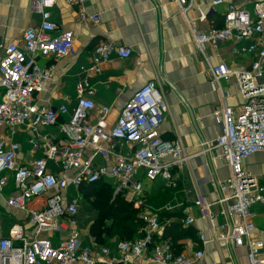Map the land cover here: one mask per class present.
I'll return each mask as SVG.
<instances>
[{"label": "built area", "instance_id": "1", "mask_svg": "<svg viewBox=\"0 0 264 264\" xmlns=\"http://www.w3.org/2000/svg\"><path fill=\"white\" fill-rule=\"evenodd\" d=\"M56 1L32 0L33 10L42 16L40 24L27 27L16 42L0 45L4 52L0 59V264H128L141 257L152 264H193L204 256L205 246L221 241L245 247L249 264H264V242L251 235L257 229L252 207L264 204V183L243 165L251 155L264 153V0L254 3L253 12L228 3L220 27L200 7L195 17L189 15L197 0H170L178 6L198 52L209 62L211 89L221 95V105L213 114L222 132L202 146L215 149V157L229 169L227 179H211L215 201L201 192L195 195L198 219L207 224L210 235L200 233V248L187 254L178 253L169 240L155 241L159 216L147 203V185L161 178L175 186L173 170L187 160L180 140L161 137L160 125L169 113L164 91L150 81L135 91L113 122L111 108L98 109L91 98L94 90L87 76L100 74L114 54L131 57L132 49L111 40L95 46L92 64L81 68L80 75L87 76L77 81V104L72 110L66 104H38L37 95L55 69L45 62L77 55L74 32L61 31L51 18ZM66 1L79 7V22L98 21L97 15L86 13L85 0ZM221 4L224 0H212V6ZM229 40L236 42L233 55L251 57L249 67L235 70L224 62L211 64L207 48ZM231 81L239 85L245 100L238 108L226 102L233 94L223 82ZM65 116L69 119L61 121ZM50 127H56L62 138L44 130ZM19 132L26 134L29 156L22 155V145L16 141ZM120 142L130 146L128 153L121 150ZM100 181L111 183L114 196L123 195L145 223L142 237L119 241L114 250L98 245L94 238L84 242L78 219L82 197L67 194L70 188ZM8 211L25 217L6 233L1 218ZM219 216L225 220L220 230ZM231 216L239 222L232 223ZM193 223L194 217L184 220L186 226Z\"/></svg>", "mask_w": 264, "mask_h": 264}, {"label": "crops", "instance_id": "2", "mask_svg": "<svg viewBox=\"0 0 264 264\" xmlns=\"http://www.w3.org/2000/svg\"><path fill=\"white\" fill-rule=\"evenodd\" d=\"M256 1L224 0V4L212 6V0H197L189 15L195 17L200 7L209 11L210 21L219 26L223 22L228 3L253 12ZM83 7L89 15H97L98 21L87 19L79 22V7L66 0H57L51 8V18L59 25V29L74 32L77 55L62 60L48 59L45 62L54 64L55 69L52 79L45 83L43 92L37 95L38 104L53 107L66 104L70 110L76 106L77 81L81 76H87L80 75L81 68L92 64L93 51L98 43L111 40L132 49L131 57L124 59L114 54L111 61L101 66L100 74L87 76L94 90L91 98L98 109L103 106L111 108L110 119L113 122L135 91L153 80L162 88L169 113L160 125L161 137L166 141L180 140L185 147L187 160L182 167L173 170L176 185L170 186L167 183L168 187L175 188L168 195L165 193L166 197L162 194L164 190L155 188L153 183L147 185V194L148 198L153 197V211L161 215L163 220L170 222L180 219L184 223L187 217L195 218V223L188 227L193 229L197 237L181 239L178 244L180 252L185 254L199 249V234L208 236L210 233L207 224L198 219L195 195L201 192L210 201H215L217 191L212 187L211 179L225 180L229 177V169L215 157V149L208 150L202 146L204 141H214L222 132V126L216 122L213 114L221 105V95L211 89L209 62L198 52L178 6L170 0H85ZM41 20V14L32 8V0H0V45L16 42L27 27L36 26ZM249 42L243 41L241 44ZM235 45L234 40H229L217 47H208L206 54L213 57L211 64L224 62L235 70L249 67L251 57L231 53ZM3 53L0 48V59ZM224 87L233 94L227 98V104L235 108L242 106L245 100L238 92L239 85L231 81ZM2 94L0 88V100ZM44 130L62 138L56 127ZM16 141L22 145V155L29 156L26 134L19 132ZM119 144L124 153L130 151V146L125 142ZM40 155L37 153L35 156ZM99 162L106 160L99 159ZM243 165L264 183V153L251 155L244 160ZM71 191L76 192L70 195ZM67 194L69 197H82L79 189L74 187ZM215 210L218 211L219 206H215ZM252 212L257 229L251 235L264 242V204H255ZM179 214L182 217L179 218ZM24 217V213L8 211L1 218L4 231L7 233L14 222H24ZM229 219L232 223L239 222L236 216ZM224 222L222 216L217 218L218 230ZM162 232L163 227L160 226L157 234L162 237ZM92 238L88 228H83L84 242L88 244ZM115 246L112 245L111 249L114 250ZM128 264L152 263L147 257H141ZM193 264H249L247 249L234 248L222 241L211 243L205 246L204 256Z\"/></svg>", "mask_w": 264, "mask_h": 264}, {"label": "trees", "instance_id": "3", "mask_svg": "<svg viewBox=\"0 0 264 264\" xmlns=\"http://www.w3.org/2000/svg\"><path fill=\"white\" fill-rule=\"evenodd\" d=\"M220 26H223V22L220 23L219 27ZM65 119L68 120L69 118L67 119V116L62 117L61 121ZM167 183V181L159 178L153 185H155V188L158 187L164 190L162 192L164 196L167 191L171 192L175 188L168 187ZM79 191L82 195V204L78 219L83 228H88L89 235L93 237L98 244L111 247L119 241H134L143 236L145 223L139 216V212L134 209L131 203L125 200L123 195L119 194L114 196V187L111 183L108 181H100L92 184H85L79 188ZM75 192L71 191V194H69L72 195ZM152 198L153 197L148 198L147 194V203L149 205L152 204ZM84 206L85 208L88 207L87 212L89 214H92V212L94 213L88 215V217L81 215L82 207ZM178 216L180 218L182 214ZM159 221L160 226L163 227V232L162 237L158 234L155 235V241L160 242L169 240L173 243L178 253H181V247L178 244L179 240L197 237L193 229L185 226L180 219L167 222L159 215Z\"/></svg>", "mask_w": 264, "mask_h": 264}, {"label": "rangeland", "instance_id": "4", "mask_svg": "<svg viewBox=\"0 0 264 264\" xmlns=\"http://www.w3.org/2000/svg\"><path fill=\"white\" fill-rule=\"evenodd\" d=\"M223 84L225 85L226 82H223ZM5 193L8 194L9 191L6 190ZM74 194H75V193H74ZM168 194H169V191H167L166 195H168ZM166 195L164 194L165 197H166ZM164 199H165V198H164ZM164 199H163V200H164ZM83 205H84V204H83ZM87 208H88V207H87ZM87 208H85V206L82 207V213H81V215L88 217V215H92V214L94 213V212H92V214H89V213L87 212ZM84 210H85V211H84ZM94 211H95V210H94ZM81 223H82V222H81ZM84 229H85V227H84ZM63 236H64V234H63Z\"/></svg>", "mask_w": 264, "mask_h": 264}]
</instances>
